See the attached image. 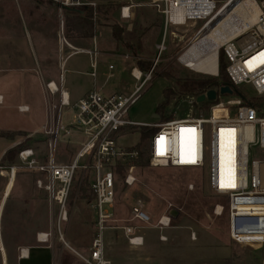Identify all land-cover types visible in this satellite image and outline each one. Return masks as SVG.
Wrapping results in <instances>:
<instances>
[{"label": "rangeland", "instance_id": "obj_1", "mask_svg": "<svg viewBox=\"0 0 264 264\" xmlns=\"http://www.w3.org/2000/svg\"><path fill=\"white\" fill-rule=\"evenodd\" d=\"M114 3L117 6L108 14L109 19L103 15L102 20L95 23L94 30L98 49L100 51L102 49L107 54L97 57L98 66L105 72L103 81L107 80L109 73L113 74L107 82L108 87L103 95L110 96L115 92L130 95L137 86L136 80L131 76L133 69H139L137 64L149 62L152 68L157 64L152 79L130 111L129 118L138 123H163L164 119L161 117L155 119L154 116L164 101L165 90L175 88L176 80L195 76L214 78L191 71L180 62V57L188 50L189 44L202 25L190 24L182 28H170L166 36V50L159 57V46L164 37V23L161 16L151 7V1L133 0L130 21L121 19V5ZM96 13L100 18V13L94 11V20H96ZM50 21H55L57 32L60 34L59 10L50 3V0H0V64L6 60V65L10 67L24 68V71H11L5 74L2 77L3 81L0 82V86L2 82L6 84V93L4 92L6 102L4 106H0V129L28 130V132L21 131L23 135L16 137L24 146L20 152L31 148L40 161H46L48 158L46 140L42 131L37 133L32 131L39 127L41 118L38 117L36 110L20 113L17 108L10 106L7 93L14 102L31 105V101L35 106H39L44 101V91L46 95L48 93L47 84L50 82H46L43 86L48 74H52L59 83L60 66L51 64L53 61L48 65H42V67H49L48 69L40 68L37 60L39 55L30 45L28 37V31L38 24H42L43 30L47 31ZM114 26L124 29L126 38L131 39L134 44L140 39L141 50L138 51V46L134 45L137 55L133 54V50H127L124 45L117 44L113 40ZM63 30L67 37L65 26ZM67 39L77 49L93 50L94 38L84 40L67 37ZM67 54L68 51L64 52L63 57ZM90 59L91 57L87 54L74 55L70 63L64 67L65 77L71 76L72 67L91 72ZM109 65H112L114 69L109 71ZM164 71L173 75L174 78L169 80L161 77ZM148 73H144V79ZM242 92L248 96L254 95L250 87L243 88ZM196 99L187 96L176 98L165 110V118L176 119L207 114L208 111L200 109L201 105L196 106ZM61 114L63 123L67 124L69 114L65 111ZM68 139V137H61L56 145L57 163L69 164L78 149L73 146L76 140H73L72 145L63 142ZM11 143L9 139L0 138V158L4 149ZM119 145L133 148L140 153L139 160L135 164L138 167L139 182L133 188H126L122 183L117 188L114 213L118 219L122 220L120 224L132 218L131 209L138 199L144 202L147 212L154 221L170 209L180 212V216L171 222V228L163 231L143 227L138 221H134L133 225L141 227L138 231L145 239V244L140 248L129 246L123 231H106V254L110 260L116 264H264V245L246 247L230 240L227 212H224L222 216L215 215L216 207L224 205L226 201L211 193L202 173L154 167L149 159L148 139L142 141L139 132H126L125 136L119 140ZM19 154L13 164L0 167V192L7 183L2 172H11L12 168L18 169L10 197L4 204L3 198L0 199V234H2L9 264H17L21 249L38 246L35 242L38 233H53V229L54 244L51 248L56 256V264H82L61 241L56 228L57 211H52L49 194L37 186L39 179L46 181L45 177L26 170ZM124 175L125 173L122 174ZM92 177L91 171H80L74 180L68 202L69 219L61 227L65 241L71 248L81 253L89 250L96 234L95 214L89 208L92 199L88 198L91 197L89 189ZM190 183L195 186L194 192L187 190ZM194 234L196 239H192ZM161 235L166 236L167 241L162 242ZM19 244H26V246Z\"/></svg>", "mask_w": 264, "mask_h": 264}, {"label": "built area", "instance_id": "obj_2", "mask_svg": "<svg viewBox=\"0 0 264 264\" xmlns=\"http://www.w3.org/2000/svg\"><path fill=\"white\" fill-rule=\"evenodd\" d=\"M52 1L59 10L62 61L65 50L71 49L73 54L91 56L92 68L96 69L98 48L77 49L68 42L63 30L62 8H92L97 11L99 6L108 2ZM150 1L151 7L164 23L159 57L166 50V36L170 28L201 24L202 27L189 44L191 46L205 37L217 21L229 18L233 13L238 14L234 23L230 19L233 29L224 34L218 50L219 71L213 76L220 78V57L223 55L234 94L221 95L220 90L226 86L221 85L214 89L218 92V99L211 102L212 106L207 114L146 124L131 121L129 113L152 79L157 64L145 79L142 71L137 68L132 70L137 86L130 95L105 96L93 90L80 101L72 103L68 93L62 88L54 82L47 84L48 94L59 96V106L52 105L51 109L60 110L58 123H53L51 116L49 123L42 129V135L46 137L48 158L40 161L31 148L20 152L19 158L26 170L45 177L46 181L39 179L37 186L49 194L54 210L57 211L56 228L61 241L82 264H116L106 254L105 232L108 230L123 231L128 245L140 248L145 244V239L139 234L141 227L133 225L134 221H138L143 227L160 231L171 228L172 209L154 221L141 199L131 209L132 218L128 222L121 225L122 220L114 213L118 185L122 183L126 188H133L139 182L138 167L135 165L140 157L139 151L119 145V140L131 127L155 129L148 139L149 159L154 167L189 170L205 176L211 193L226 201L224 205L216 207L215 215L222 216L227 212L230 240L246 247L264 245V111H260L252 103L253 99L264 97V0ZM115 2L121 5V19L130 21L133 0ZM234 3L237 6L229 11ZM240 6L241 10H237ZM251 15L252 19L247 20ZM95 17L98 18L97 13ZM183 66L189 69L186 65ZM247 87L251 88L253 96L242 92ZM0 98L2 103L3 98ZM19 109L21 112L29 111L27 107ZM63 111L69 114L67 124L63 123ZM61 137H68V141H63L68 144L76 140L73 144L78 149L69 164L56 162L55 148ZM14 169L18 171L17 168H12L11 171ZM80 171H91L93 174L89 189L92 197L89 208L95 214L96 234L86 253L71 248L61 233L62 225L69 219L68 202L73 182ZM187 190L194 192V184H188ZM54 234V230L53 233L38 234L37 240L51 247ZM192 237L196 239L195 234ZM160 240L165 242L167 237L161 235ZM27 258L29 249H21L18 260ZM0 262L9 264L1 234Z\"/></svg>", "mask_w": 264, "mask_h": 264}, {"label": "crops", "instance_id": "obj_3", "mask_svg": "<svg viewBox=\"0 0 264 264\" xmlns=\"http://www.w3.org/2000/svg\"><path fill=\"white\" fill-rule=\"evenodd\" d=\"M28 37L30 40V45H32L34 51L37 53V55H39V57L37 58L38 60V64L40 66V68L42 69H48L49 67H42V65H48L49 63L51 64H57L60 66L61 68V75H60V80L59 83L57 82V80L52 76V74H48V77L45 79V81L43 82V86L46 82H54L56 85H58L60 88H62L66 93H68V96L70 97V100L72 103H76L78 101H80L81 99H83L88 93H90L93 90H96L98 92H101L102 94H104L103 92L106 91V88L108 87V81L110 78L113 77V74L109 73L107 75V80L103 81V77L105 76V72L103 70V68H100V66H98L97 63V67L96 69L92 68L91 65V59H90V69L91 72L86 71V70H80L78 67H72V69H70V77L66 78L64 72V67L66 65H68L71 61V59L73 58L74 55L77 54H73V51L71 49H66V51H68V54L64 57V60L62 61L61 59V49H60V44H59V33L57 32V24L55 23V21H50L48 23V30H43V26L42 24H38V26H36L35 28L31 29V31H28ZM93 44V49L95 48V46L98 48V41H97V37H94V41L92 42ZM101 47V46H100ZM99 51V55H107L105 53V51H103L101 49V51L98 49ZM1 55V54H0ZM98 55V56H99ZM103 55V56H104ZM91 57V56H90ZM8 57H6L7 59ZM9 61V59H7ZM6 61V60H5ZM1 62L0 64V68L2 67V69H0V82L3 81V76L5 74L10 73L11 71H24V68L20 67L18 69H15L14 67H10L8 65H6V62ZM51 66V65H50ZM112 65H109L108 69H110ZM26 70V69H25ZM75 75V76H74ZM131 76H132V72H131ZM2 86H0V97L3 98V104L0 103V106H4L6 99L4 97V94L6 93V84L5 82H2L1 84ZM8 87V86H7ZM44 89V87H43ZM5 92V93H4ZM115 94H119L117 92L113 93V95ZM44 101L43 103H40L39 106H35V104L33 102L30 101L31 105H28V103H17L14 102L13 100H11L9 93H7V96L9 98V103L10 106H12L13 108H17L18 111L20 113H29L32 110H36L37 115L39 118H41V121L39 123V127L35 128L34 131H32L33 133H37V132H41L43 127L46 126L49 121L51 120V116H53V123H58V118L60 115V110H52V105L53 106H59V96H51L47 93H45L44 91ZM21 107H27L29 108L28 112H21L19 108ZM50 109V110H49ZM0 131H8V132H28V130H18V131H9V130H1ZM30 132V131H29ZM12 143L6 148L4 149L1 158H0V163L3 159V157L5 156V154L17 147L18 145H20V142L18 139H14L11 140ZM65 143V142H64ZM46 147H47V143ZM67 145H69L68 143H65ZM72 145V144H71ZM73 146H75L73 144ZM76 147V146H75ZM77 148V147H76ZM77 150V149H76ZM59 164H65V163H61L59 162ZM3 175H5L4 177L6 178V185L3 189V191L0 192V199L1 197L3 198L2 202L4 204V202L6 201L7 198L10 197V193H11V188L13 187L15 178L17 173L15 172V169L13 170V172H6L3 171L2 172ZM50 198V196H49ZM50 202H51V198H50ZM51 207H52V211L54 210L53 204L51 202ZM54 228V225H53ZM54 230V229H53ZM39 234V233H38ZM38 234L35 237V242L38 244V246H33V247H29V258L27 259H23V260H18V262H21V264H40V263H47V264H56V256L54 251L52 250V248L48 245V244H43L38 242L37 237ZM1 240L3 242V238H2V234H1ZM4 243V242H3ZM53 241H52V246H53ZM5 245V244H4ZM20 246H26V244H19ZM46 245V246H45ZM48 245V246H47ZM17 262V264H18Z\"/></svg>", "mask_w": 264, "mask_h": 264}, {"label": "trees", "instance_id": "obj_4", "mask_svg": "<svg viewBox=\"0 0 264 264\" xmlns=\"http://www.w3.org/2000/svg\"><path fill=\"white\" fill-rule=\"evenodd\" d=\"M50 3L57 7L56 4L50 0ZM117 6L114 2H108L107 4H103L98 7L97 11L100 13V18L98 20H94V10L92 8H82V9H75V8H66L63 10V20L65 31H67V37L69 39H93L95 37L94 30H95V23L97 21L102 20V16L104 15L107 19L108 14L112 11V9ZM66 33V32H65ZM125 30L114 26L112 29V38L117 44H122L127 50L132 51L133 54L137 55V49L134 45L138 46V51L141 50L142 44L140 39L137 40L136 44L132 42L131 39L126 38ZM66 36V35H65ZM66 37V39H67ZM68 40V39H67ZM139 69L143 73H148L151 68L152 64L149 62H139L138 64ZM226 62L221 55L220 57V78H204L200 76L190 77L183 80H176V87L175 88H168L165 90L164 93V101L158 107L157 114L164 119V121H169L171 119L165 118L164 112L167 107L170 106L171 102L174 101L178 97H198L205 92L218 88L221 85H226L231 87V82L229 77L226 73ZM161 77H165L167 79H173L174 76L164 71L160 75ZM253 105H255L260 111H264V97L255 98L252 100ZM198 104L196 103V106ZM212 103L208 102L202 104L200 106L201 110L209 111ZM163 121V120H162ZM127 132H139L142 137V141L149 139L150 136L153 135L155 129L152 128H141V127H131ZM23 135L21 132H8V131H0V138H5L9 140H14L16 137ZM44 140H46V137ZM24 146L22 144L18 145L17 147L9 150L5 156L3 157L0 167L4 166L5 164H13L16 161L17 155L20 153L21 148ZM142 166L141 164H139ZM91 198L92 197H88Z\"/></svg>", "mask_w": 264, "mask_h": 264}, {"label": "bare ground", "instance_id": "obj_5", "mask_svg": "<svg viewBox=\"0 0 264 264\" xmlns=\"http://www.w3.org/2000/svg\"><path fill=\"white\" fill-rule=\"evenodd\" d=\"M236 6L237 4L234 3L233 7L229 11L234 9ZM241 8L242 6L237 8V10H241ZM237 16V13H233V16L231 15L227 19L222 18L220 21H217L205 37L201 38L188 48V50L180 57V62L191 69V71L209 76H216L219 71L218 50L220 44L223 41L222 39L224 38V34L227 33L228 30L233 29V27L230 26V19L232 18L231 20L234 23ZM252 17L253 16L251 15L247 18V20H251ZM240 31L241 29H239V32ZM136 74H138V71Z\"/></svg>", "mask_w": 264, "mask_h": 264}, {"label": "water", "instance_id": "obj_6", "mask_svg": "<svg viewBox=\"0 0 264 264\" xmlns=\"http://www.w3.org/2000/svg\"><path fill=\"white\" fill-rule=\"evenodd\" d=\"M89 1H96V0H89ZM101 2H115L116 0H99ZM64 10V8H62ZM220 94L221 95H233L234 91L231 89L230 86H225L220 90ZM218 99V92L217 90H210L207 92V94H202L200 96L197 97L196 99V103L199 105L208 103V102H215ZM155 119H159L160 116H158L157 114L154 116ZM172 217L173 218H177L178 217V211H173L172 212Z\"/></svg>", "mask_w": 264, "mask_h": 264}, {"label": "flooded vegetation", "instance_id": "obj_7", "mask_svg": "<svg viewBox=\"0 0 264 264\" xmlns=\"http://www.w3.org/2000/svg\"><path fill=\"white\" fill-rule=\"evenodd\" d=\"M179 216H180V212H178V217H179ZM178 217H177V218H178ZM177 218H173V217H172L173 220H174V219H177Z\"/></svg>", "mask_w": 264, "mask_h": 264}]
</instances>
